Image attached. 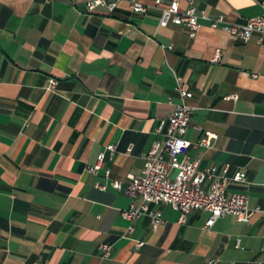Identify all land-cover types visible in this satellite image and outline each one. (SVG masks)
<instances>
[{
    "label": "crops",
    "instance_id": "1",
    "mask_svg": "<svg viewBox=\"0 0 264 264\" xmlns=\"http://www.w3.org/2000/svg\"><path fill=\"white\" fill-rule=\"evenodd\" d=\"M87 1L0 0V264H264V36L242 42L211 27L221 16L240 25L264 16V0H195L207 17L195 38L159 27L155 0H139L145 14L127 0L87 13ZM176 77L193 93L186 138L218 136L186 155L201 170L244 174L228 192L261 210L248 224L225 216L207 227L200 210L181 222L163 203L150 205L162 214L157 228L148 216L122 217L132 198L105 171L123 186L142 174V155L165 140L158 130L180 102Z\"/></svg>",
    "mask_w": 264,
    "mask_h": 264
},
{
    "label": "built area",
    "instance_id": "2",
    "mask_svg": "<svg viewBox=\"0 0 264 264\" xmlns=\"http://www.w3.org/2000/svg\"><path fill=\"white\" fill-rule=\"evenodd\" d=\"M122 0H88L85 5L87 13L95 12L102 7L107 13H112ZM181 0H155L154 7L161 11L159 27H166L170 23L181 25L189 30V36L195 38L201 28V19H207L205 14L195 6V0H184L187 9L181 11ZM130 9L136 13H147L149 7L139 0H127ZM222 25L223 30L234 39L248 42L254 34L264 36V16L252 18L246 24L226 23L224 17L211 20V27L217 28ZM163 48H166L162 46ZM171 49V46L167 47ZM221 50H216L212 62L217 63L221 58ZM57 82L54 79L49 81L48 88H54ZM180 102L174 104V110L164 126L158 131L164 130L165 140L155 142L148 152L142 155L144 167L139 176H130L129 183L123 186L118 180L110 177V171H105V177L109 180L112 188L124 191L132 198L130 207L124 210L122 217L131 224L141 216H148L153 228H157L163 222L162 214L153 211L151 204H167L174 210L180 212V221L185 222L188 214L194 210L206 211L210 217L206 222L211 227L222 217L231 216L239 224H248L259 208L249 207L248 196L243 193H229V186L233 183L245 181L244 174L236 172L228 175V166L222 169L216 166L199 169V159H190L186 151L194 147L210 148L218 138L217 134L211 131H204L203 135L196 141L191 142L186 138L189 128L192 108L187 100L193 97V93L182 86V79L176 77L175 88ZM236 99V95L229 96ZM111 154L117 150L116 146L109 145L106 148ZM133 146H129L127 153H132ZM169 158L168 160L166 158ZM104 163V153L98 157L97 164L89 167L88 172L96 174ZM171 170H176L174 177ZM208 183V188L204 187ZM96 187L106 190L107 186L97 183ZM133 230L131 225L128 229ZM100 250L104 258L111 255L112 246L101 244Z\"/></svg>",
    "mask_w": 264,
    "mask_h": 264
}]
</instances>
